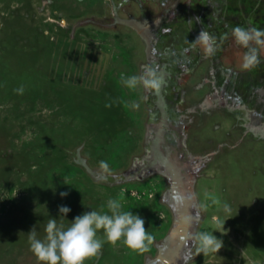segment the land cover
<instances>
[{
	"label": "rangeland",
	"instance_id": "1",
	"mask_svg": "<svg viewBox=\"0 0 264 264\" xmlns=\"http://www.w3.org/2000/svg\"><path fill=\"white\" fill-rule=\"evenodd\" d=\"M228 5L0 0V264H41L33 226L43 239L51 217L67 228L109 199L153 240L139 253L101 230L88 264H264V48L244 70L232 37L264 25L230 18ZM214 25L223 36L209 56L189 43ZM148 69L164 79L159 94L123 84ZM200 231L223 240L218 254L193 246Z\"/></svg>",
	"mask_w": 264,
	"mask_h": 264
},
{
	"label": "clouds",
	"instance_id": "2",
	"mask_svg": "<svg viewBox=\"0 0 264 264\" xmlns=\"http://www.w3.org/2000/svg\"><path fill=\"white\" fill-rule=\"evenodd\" d=\"M195 20L199 22L200 18L196 17ZM232 37L238 46L247 50L243 57L244 70H250L261 63L259 53L261 48H264V29L235 27L232 30ZM189 44L193 46L202 44L209 56L215 54L218 46L216 38L205 30H202L195 41ZM184 51L188 52L189 49L186 48ZM121 79L129 89H135L142 83L145 89L155 91L157 94L164 85L163 77L153 69H148L143 76H122ZM16 91L22 94L24 89L21 87ZM133 107L138 105L133 104ZM100 168L108 170L109 165L101 161ZM59 195L65 198L69 192H60ZM107 209L106 212L92 209L85 211L76 216L67 228L58 225V219L51 217L47 221L46 235L43 239L38 238L36 226H33L28 233L31 251L41 264H88L93 258L98 259L101 254L105 243V240L98 236L101 230L106 241L113 245L122 242L139 253L147 251L153 236L145 228V219L138 213L124 210L118 199H109ZM58 211L60 217L66 218L71 208L60 205ZM225 212L228 214L231 212L228 205L225 206ZM212 219L218 226L225 229L228 220L222 223L216 216ZM191 239L193 246L197 247L199 253L204 256L210 253L218 254L224 245L222 239L208 231L194 233Z\"/></svg>",
	"mask_w": 264,
	"mask_h": 264
},
{
	"label": "trees",
	"instance_id": "3",
	"mask_svg": "<svg viewBox=\"0 0 264 264\" xmlns=\"http://www.w3.org/2000/svg\"><path fill=\"white\" fill-rule=\"evenodd\" d=\"M229 2L228 7L231 8L230 14L231 17H239L240 20H244V15L249 14L251 15L254 21H256L257 24L264 25V3L261 0H227ZM236 4H240V8L236 6ZM216 22H214L215 24ZM216 25L210 28V26H207V29L205 31L209 32L211 35H213L216 40H220L223 36L221 35L222 32L216 30ZM257 72L254 70V73ZM259 73V72H258ZM261 73V72H260ZM72 168V169H71ZM69 170H73L74 167L70 166L68 168Z\"/></svg>",
	"mask_w": 264,
	"mask_h": 264
},
{
	"label": "flooded vegetation",
	"instance_id": "4",
	"mask_svg": "<svg viewBox=\"0 0 264 264\" xmlns=\"http://www.w3.org/2000/svg\"><path fill=\"white\" fill-rule=\"evenodd\" d=\"M157 41H158V39H157ZM259 103L261 104V103H264V92H263V94L260 96V94H259ZM261 110V109H260ZM257 129V128H256ZM262 129H264V125L262 126V127H260V129L259 130H262ZM256 131V130H255ZM264 131V130H263Z\"/></svg>",
	"mask_w": 264,
	"mask_h": 264
}]
</instances>
